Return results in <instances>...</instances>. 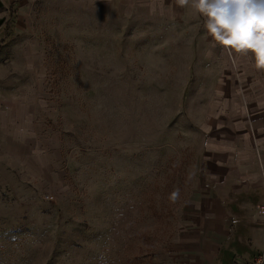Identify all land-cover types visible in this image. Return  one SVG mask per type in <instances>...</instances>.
Wrapping results in <instances>:
<instances>
[{"label":"rangeland","instance_id":"374dc122","mask_svg":"<svg viewBox=\"0 0 264 264\" xmlns=\"http://www.w3.org/2000/svg\"><path fill=\"white\" fill-rule=\"evenodd\" d=\"M147 10V0H0V111L23 87L41 92V144L59 175L53 191H8L1 128L0 264L162 260L198 161L180 106L186 65L161 61L206 56L211 47L190 42L213 39L204 20L196 37L189 17L154 33ZM222 49L239 57L224 72L240 84L252 54Z\"/></svg>","mask_w":264,"mask_h":264},{"label":"crops","instance_id":"0c3cea01","mask_svg":"<svg viewBox=\"0 0 264 264\" xmlns=\"http://www.w3.org/2000/svg\"><path fill=\"white\" fill-rule=\"evenodd\" d=\"M147 9L154 33L171 30L168 22L186 23L188 17L195 23L196 37L203 29L204 19L191 0H147ZM168 46L172 48L171 43ZM204 46L213 49L206 56L172 55L161 61L186 65L180 75L184 81L180 106L198 169L177 231L159 264H245L264 249V226L256 215L264 203V69L253 66V56L245 57L252 67L240 74L239 84L229 68L224 72L229 60L239 57L225 55L222 45L203 35L190 42L193 48ZM200 63L205 64L204 72L193 68ZM23 88L4 98L6 106L0 111V130L3 133V127L7 137L5 186L11 192L25 191L30 184L38 186L33 190L53 191L59 175L41 144V92ZM40 167L44 171L34 169ZM42 174L44 179H35Z\"/></svg>","mask_w":264,"mask_h":264},{"label":"clouds","instance_id":"9594fccd","mask_svg":"<svg viewBox=\"0 0 264 264\" xmlns=\"http://www.w3.org/2000/svg\"><path fill=\"white\" fill-rule=\"evenodd\" d=\"M191 6L215 42L251 53L255 66L264 69V0H191Z\"/></svg>","mask_w":264,"mask_h":264},{"label":"built area","instance_id":"2783aa9c","mask_svg":"<svg viewBox=\"0 0 264 264\" xmlns=\"http://www.w3.org/2000/svg\"><path fill=\"white\" fill-rule=\"evenodd\" d=\"M256 215L259 217L260 221L262 222L264 226V203L260 204L256 209ZM245 264H264V249L262 251V254L250 262H247Z\"/></svg>","mask_w":264,"mask_h":264},{"label":"trees","instance_id":"16d2710c","mask_svg":"<svg viewBox=\"0 0 264 264\" xmlns=\"http://www.w3.org/2000/svg\"><path fill=\"white\" fill-rule=\"evenodd\" d=\"M21 0H13V4L19 3ZM1 22V21H0Z\"/></svg>","mask_w":264,"mask_h":264}]
</instances>
